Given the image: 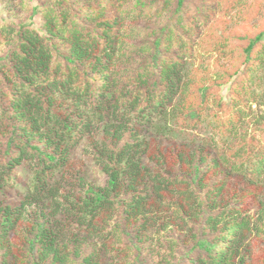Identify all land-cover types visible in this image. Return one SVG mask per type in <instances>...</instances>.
<instances>
[{
	"label": "trees",
	"instance_id": "obj_1",
	"mask_svg": "<svg viewBox=\"0 0 264 264\" xmlns=\"http://www.w3.org/2000/svg\"><path fill=\"white\" fill-rule=\"evenodd\" d=\"M190 2L0 17V264H264V28L198 79Z\"/></svg>",
	"mask_w": 264,
	"mask_h": 264
},
{
	"label": "rangeland",
	"instance_id": "obj_2",
	"mask_svg": "<svg viewBox=\"0 0 264 264\" xmlns=\"http://www.w3.org/2000/svg\"><path fill=\"white\" fill-rule=\"evenodd\" d=\"M42 1L43 0H0V17L7 21H24L40 28L42 16L39 9L34 11V8L39 6ZM252 2L255 5V11H251L250 13L248 12V5ZM190 3H192V8L190 7L192 13L198 10L197 7H205V4L213 10V14L209 12L206 13V27L203 25L204 22L202 24H197L194 19L195 17L190 15V19L195 23L198 32L196 30L188 34L178 26V32L182 33L183 37L192 44L191 48L194 50V55L192 58L188 59L187 64L190 68L193 67L197 69L195 76L198 77V79L204 77L207 73L225 69L237 56L243 59V56L240 55V51L244 49L247 42L252 37L257 35L258 30L264 28V0H259V2H254V0H191ZM195 3H197L198 6ZM244 17L248 19L244 20ZM151 22L145 21L143 24L144 28L145 25H156L153 24V21ZM224 37L228 38L226 44H224L225 47L227 49L235 48L229 58H221L220 56L222 52L219 49L218 41ZM227 60L229 61L227 62ZM229 84L230 80L224 81L220 85V93L224 97H228ZM256 88L259 92L264 91V85H258ZM252 109L254 110L253 115L264 113V98H262L260 102L255 101L250 103L248 112ZM90 171V175L97 183H104L105 175L98 166H92ZM13 200L15 199L13 198Z\"/></svg>",
	"mask_w": 264,
	"mask_h": 264
}]
</instances>
